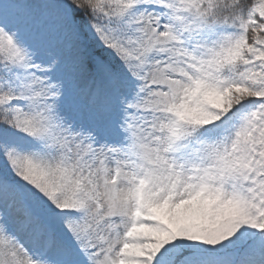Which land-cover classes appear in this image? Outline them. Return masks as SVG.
<instances>
[{
    "label": "snow or ice",
    "instance_id": "6c2138e0",
    "mask_svg": "<svg viewBox=\"0 0 264 264\" xmlns=\"http://www.w3.org/2000/svg\"><path fill=\"white\" fill-rule=\"evenodd\" d=\"M0 264H264V0H0Z\"/></svg>",
    "mask_w": 264,
    "mask_h": 264
}]
</instances>
